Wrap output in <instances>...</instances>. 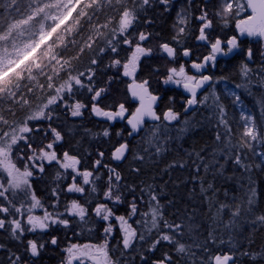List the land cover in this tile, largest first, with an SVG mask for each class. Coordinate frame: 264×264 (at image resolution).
<instances>
[{
    "label": "snow or ice",
    "instance_id": "obj_1",
    "mask_svg": "<svg viewBox=\"0 0 264 264\" xmlns=\"http://www.w3.org/2000/svg\"><path fill=\"white\" fill-rule=\"evenodd\" d=\"M109 5H119V16L117 25L110 29V38L107 44L110 46L111 52H117V45L123 43L133 49L130 57L122 64L120 59L112 61L113 66H122L123 76L132 77L133 82L129 85L132 97L139 101V106L127 118V124L131 126L133 132H138L144 126L146 118L152 121H160L161 115L156 112V103L160 99L159 96L153 95L147 85L148 81L143 80L136 82L135 73L139 67V61L142 57L151 56L153 49L145 47L144 42L149 40L152 33L149 32H135L130 33L129 29L134 25L140 23V16L146 8L152 7L153 4L163 5L165 11H170L172 0H30L26 8L21 9L18 0H9L7 5H0L5 8L16 6L18 16L0 18L2 25H0V95L8 98H15L16 90L20 87V81L27 76L28 79H33V69L39 70L43 73L45 68H49L56 75H59V70L65 71L67 79L60 83L58 87H53V76L47 75V87L52 89V93L47 97L46 102L37 106L35 111L31 112L24 121L19 124L9 125V122L0 116V122L9 126L8 131L0 128V172L6 174V179H0V230L8 231L11 238L23 242L25 233H44L59 225L68 228L70 224L77 218L84 221L89 215V201L85 200L81 203L79 199H65L61 203L62 194H80L84 196L85 188L91 189L92 193L96 192V181L100 178L98 175L101 167L108 170V183L105 192L103 193L107 203H98L92 211L100 220L107 222L103 228L106 239L103 244H71L63 249L66 252V259L63 264H74L78 261L79 264H84L85 260H91L93 264H118L110 255L108 247L109 241L107 237L111 236L114 229L118 226L122 233V247L123 249L132 248L138 241L145 240V233L138 232L137 228L129 221L132 216L137 215L138 205L137 198L133 197L129 207V215H116L109 204L123 203V193L120 191L122 185V176L115 168L108 164L102 163L104 152H98L100 159L94 161V166L91 170L81 169V158L77 155L69 154L64 151L62 154L56 151V145L63 139V135L56 128L48 125L47 130L42 129L39 124L30 126L31 121H40L52 119L53 109L50 107L56 104H63L65 107L71 109V115L78 117L83 114L82 110L87 107L78 100H74V87L87 88L92 93L91 96V112L97 117H104L109 121H117L125 119L128 109L123 103H119L114 108L101 107L102 95L107 91L106 88H94L92 86V76L94 72L91 68L88 70L87 80L85 84L81 77L85 73L79 72L72 74L71 64L68 60L58 58L55 51L64 41L66 34L72 32L75 25L80 24L81 17H88L89 19L95 15L98 8L102 7V3ZM129 2L131 6H129ZM191 4V0H189ZM79 9V11H78ZM86 9L91 10V15ZM242 12L249 14L237 20L236 28L239 36L259 37L264 39V0H221V7L215 13L225 24L228 22V17L233 14L239 15ZM73 13H76L75 17ZM192 19V14L188 9H182L177 16L178 31L173 37V41L177 45L181 43V38L188 30V25ZM200 22L198 41L206 42L209 47L207 55L203 56L199 62L191 61V68L197 74H189L185 66L182 64L178 68L171 67L169 74L164 80L165 84L172 83L182 86L184 90L190 93V97L186 100L185 111L189 108L195 109L201 104H207L209 96L204 95L203 99H198V92L214 81L212 75L203 74L207 67H214L218 56L227 57L234 51L240 48V40L238 36L234 35L226 40H221L219 37L214 40H209V31L213 27V21L209 18L208 12L205 8L200 9V15L195 17ZM110 22V21H109ZM145 23H152L151 20H145ZM100 27L107 28V23ZM96 33H100V28L95 29ZM135 39V43H133ZM115 40V43H114ZM94 41L89 37V42L86 47L91 48ZM159 50L165 54L167 58L175 60L177 55V48L171 46L169 43H161ZM83 51V49H81ZM182 55L190 57L192 55L191 49L183 48ZM252 50H247V57L252 58ZM46 61V63H44ZM96 60H92L95 64ZM241 72L248 83L254 77L264 80V65L258 69L253 70L247 63L241 67ZM241 87V85H237ZM228 94L234 98V103L241 102L240 95L235 92L228 91ZM67 96V99H66ZM213 113L218 116L217 128H223V131L216 132V141L222 144L219 149L221 155L225 156L226 160L231 159L232 162L248 173H251V165L245 163V150L253 152L254 155L259 156L260 162L256 165L257 168L264 165V152H255L254 143H264V134L261 133V128H264V121L257 125L254 117L249 113L242 115L243 130L236 143H233L234 134L232 126L229 124L226 117V109L220 102V97L213 91L211 93ZM69 100L72 102L69 103ZM27 103V101H24ZM242 103V102H241ZM163 121L171 124L179 120L180 113L174 111L171 107L167 108L162 113ZM167 124L165 127H167ZM184 126L179 129L180 133H187L190 128V122L185 120ZM157 131L159 125L155 126ZM43 132V141L33 147L34 137L33 133ZM132 133L130 132L129 135ZM103 135L107 137L109 131L106 129ZM119 136L120 133H117ZM49 136L51 137L49 139ZM23 142L24 146L29 150L23 169L17 166L13 159V151L17 152V159L25 160L23 150L18 148V145ZM148 144L154 147L155 152L159 154L164 151V146L160 143V139L153 133L152 138L149 139ZM129 153V144L125 141L114 146L111 152V159L114 161H123ZM199 155V154H195ZM137 160L143 161L144 156L137 155ZM215 159V157H214ZM218 163V161H217ZM57 166L56 179L70 180L64 188L59 184L51 189V196L53 201L50 206H45L38 198L31 187V178L36 174H43L45 172V165ZM176 164L169 165L175 167ZM183 167V163L179 165ZM223 169V165L219 166ZM208 165H205L207 171ZM199 172V166H197ZM139 171V169H134ZM79 180V183L77 182ZM211 187V185H209ZM129 191H134L129 188ZM22 193L27 199L17 203L15 200L17 193ZM149 196L150 212L143 213L148 216L147 221H136L137 224L143 223L146 226L147 233L151 234L155 230V236L151 240L147 251H155L158 245L167 243L175 246V251L180 254L188 256L190 259L195 257L193 245L199 248L202 255L199 257L198 264H238L241 255L248 256L255 259L256 254L251 251L241 252L239 249H229L226 252L213 253L210 245L216 243V239L209 234L208 239L203 242L193 241L192 244L181 242L177 237L184 236L183 222L177 223L168 220L164 217L163 205L160 204L158 195L155 191L149 188L147 190ZM259 192L255 181L249 175L248 192L246 194L245 203L247 204V211L252 214L255 209V204L258 199ZM143 200V196L140 197ZM171 203V202H169ZM51 207V211L49 210ZM227 205H221V208ZM42 209L43 214L37 215L36 210ZM241 213V208L236 207L232 212L233 220ZM115 220L117 223L113 224ZM253 223L264 224V214L254 215ZM46 243L56 246L58 238L52 236L50 240L43 241L38 239H29L23 247V251L19 254L10 251L5 244H0V251L8 253V264H27L28 260L37 258L44 250ZM224 243L223 240L220 241ZM264 255V254H262ZM27 257V259H26ZM146 259V257H142ZM152 264H175L173 257L165 252L163 256L152 261ZM193 264H197L193 260Z\"/></svg>",
    "mask_w": 264,
    "mask_h": 264
},
{
    "label": "trees",
    "instance_id": "obj_2",
    "mask_svg": "<svg viewBox=\"0 0 264 264\" xmlns=\"http://www.w3.org/2000/svg\"><path fill=\"white\" fill-rule=\"evenodd\" d=\"M9 0H0V5H7ZM30 0H18L21 9L26 8ZM129 6H131L129 2ZM119 5L102 3L95 15L91 19L81 17L80 24L72 28L70 34H66L63 43L55 49L58 58L68 60L71 64L73 75L83 72L81 79L86 83L88 70L91 68L94 72L92 76V86L94 88H106V95H102L101 107L114 108L115 105L123 103L130 111L134 106L128 96V82L124 79L121 72L122 66H113L114 59H120L122 64L130 57L132 50L127 48L122 42L117 45V52L113 53L107 40L110 38V29L117 25L119 16ZM79 11V9H78ZM91 15V10L86 9ZM16 6L5 8L0 6V18L18 16L16 15ZM148 11L145 9L140 16V23L134 25L129 30L130 33L139 31L147 32L144 21ZM76 13H73L75 17ZM149 17V16H148ZM153 18L154 26L159 29L160 40L169 39L171 20L169 17ZM110 21V22H109ZM107 23V28L100 27ZM2 25V20H0ZM100 28V33L95 29ZM156 35V33H155ZM154 35V36H155ZM89 37L94 41L92 47H86ZM133 39V43H135ZM115 43V40H114ZM83 49V51H81ZM95 59L96 63L92 64ZM46 63V61H44ZM141 72L142 80H149L154 84L157 77H161L167 71L165 65L161 63L157 56L151 60H146ZM260 66L250 67L253 70ZM56 75L49 68H45L43 73L33 69V79L27 76L20 81V87L16 90L15 98H8L0 95V116L9 122V125L19 124L25 118L35 111L36 107L46 102L52 89L47 87V75L53 76V87H58L63 83L67 76L65 71L59 70ZM216 82L208 91L209 101L191 115L181 116L179 122L167 124L162 123L157 131L156 125L148 127L142 135L130 143V155L122 164L115 163L111 159V152L114 146L119 143L128 142L129 129L122 122L109 123L108 121L97 118L91 112L92 93L86 88H74V100H78L87 105L83 115L74 118L71 115V109L63 104L55 105L52 109L51 121L36 123L41 127H48L51 124L63 135V151L69 154L77 155L81 158V169L91 170L94 161L100 159L98 152L103 151L104 157L102 163L115 168L122 176L121 189L123 193V203L109 204L116 215H129L128 205L133 197L137 198L138 213L132 216L130 223L137 228L138 232L145 233V240L138 241L132 248L123 249L122 233L118 229L111 239L110 252L118 264H152V261L160 259L165 252L173 257L175 264H193L195 260L198 264L199 257L202 255L199 248L193 245L195 257L189 258L184 254L177 253L174 245L162 243L158 245L155 251H147L151 240L155 236V230L151 234L147 233L146 226L143 223L137 224L136 221H147L148 216L143 213L150 212L149 196L147 190L155 191L158 195L160 204L163 205L164 217L177 223L183 222L184 236L177 237L181 242L192 244V242H203L208 239L209 234L216 239V243L210 245L212 252H226L235 248L243 251H251L256 254L255 259L241 255L246 264H264V224L253 223V216L264 214V165L257 168L260 162L259 156L253 152L245 150V163L251 165L252 171L248 173L243 167L235 165L231 159L221 155L219 149L222 147L220 142L216 141V132L223 131V128H217L218 116L213 113L211 93L215 91L220 97V102L226 109V117L232 126L234 134L233 143H236L240 133L243 130V120L241 113L234 103V99L228 97L223 91L221 84L225 83L235 88L243 103L253 115L257 125L264 121V80L254 77L248 83L241 72V67H224L219 69L216 74ZM241 85V87H237ZM104 93V94H105ZM167 97V96H166ZM163 100V105H167V98ZM67 99V96H66ZM27 101V103H24ZM72 101L69 100V103ZM172 106V105H170ZM175 108L176 112L180 109ZM188 120L191 128L187 133L181 134L179 129L184 126L183 122ZM33 124L32 126L36 125ZM167 124V127L165 125ZM0 128L4 131L9 130L8 125L0 122ZM109 131V135H103L104 130ZM159 137L160 143L164 146V151L157 154L154 147H150L148 141L153 133ZM117 133H120L118 136ZM264 134V128H261ZM33 147H37L44 137L42 133H33ZM23 150L25 160L17 159V152L13 151V159L17 166L23 169L29 150L23 142L18 145ZM255 152H264V143H254ZM62 151V152H63ZM195 154H199L198 156ZM137 155L144 156L143 161L137 160ZM215 157V159H214ZM218 161V163H217ZM183 163V167L179 165ZM176 164L175 167L169 165ZM205 165H208L207 171ZM223 165V169H220ZM199 166V172H197ZM139 169V171H134ZM57 166L47 168L46 173L40 178L32 180V188L38 198L45 206H50L53 197L51 189L57 184L64 188L70 180L56 179ZM99 179L96 181V192L92 193L87 187L83 197L62 194L61 203L65 199H79L81 203L89 201L88 231L90 242L101 243L103 228L105 227L95 216L92 208L98 203H107L103 193L108 183V170L101 167L98 172ZM249 175L255 181L258 199L252 214L247 211L245 203L248 192ZM211 185V187H209ZM133 188L134 191H129ZM143 196V200L140 197ZM171 202V203H169ZM221 205L227 207L221 208ZM236 207L241 208V213L233 220L232 212ZM51 209V207H49ZM2 234L0 233V237ZM224 243L221 244L220 241ZM1 244V240H0ZM58 258L55 251L52 252ZM146 257V259H142ZM60 259H57L58 262ZM0 264L2 260H0Z\"/></svg>",
    "mask_w": 264,
    "mask_h": 264
},
{
    "label": "flooded vegetation",
    "instance_id": "obj_3",
    "mask_svg": "<svg viewBox=\"0 0 264 264\" xmlns=\"http://www.w3.org/2000/svg\"><path fill=\"white\" fill-rule=\"evenodd\" d=\"M220 7H221V0H191V4H189V0H172L170 11H165L163 5L153 4L152 7L146 8V10L148 11V15L146 14V18L147 19L149 18L148 20L152 21V23L146 24V28H147V32L152 33V35L149 37L148 41L144 42V46L154 49V46H159L161 43H169L171 46L177 48V55H176L175 60L168 58L167 59L168 63L170 65L174 64L175 67L176 66L179 67L180 65L183 64L185 67L191 68V61L199 62L202 59V57L207 55L209 52L208 44L206 42H202V41L197 40V37L199 35L200 22L195 19L196 16L200 15V9L205 8L208 12L209 18L212 19V21H213L212 29L208 30L210 41L214 40L217 37H219L221 40H226V39H228L234 35L238 36V38L240 40V48L238 50L234 51L232 54H230L227 57L218 56L215 66L214 67L209 66L206 68V71L204 74L205 75H212L214 77V81H213L212 86L217 84L216 74H218V71L221 68L231 67V66L232 67H234V66L242 67V65L245 63H247L249 67L264 65V39L259 38V37H248V36H242L241 37V36H239L238 29L236 28L237 20L246 17L249 13L248 12H242L239 15L233 14L232 16L228 17V22H227V24H225L223 22V20H221L218 16L215 15L216 11L218 9H220ZM182 9H188L190 11V13L192 14V19L189 22L187 32L181 38V43L179 45H177L176 42L173 41V37L176 35V33L178 31V28L176 26L177 25V16H178V13ZM163 15H165V17H169V19H172L170 21L171 22V25H170L171 26L170 27L171 35L168 36L169 39H167V40H160V38H159L160 36L158 34L159 29H157L154 26V20H153V18H158V19L164 18ZM131 29L132 28H130L129 30H131ZM155 33H156V35H155ZM125 46L133 51V49L131 47H129L128 45L125 44ZM183 48L191 49L192 55L190 57H184L182 55V49ZM249 48L252 50V53H253L251 60H249L247 57V50ZM164 56L166 57L165 54H164ZM164 56L161 55L160 58L162 60H164ZM154 57L157 58L156 55L145 56V57L141 58V60L139 61L138 70L135 73L136 82L143 81L141 78V72H142V69L144 68L143 65H144L146 60H151ZM167 75L168 74L165 73L161 77H157V79L155 80L156 82L154 84H152L151 81L147 80L149 82V87L152 91V94L157 95L159 97H163V100L167 96L166 98L168 101L167 105H163L164 104L163 100L160 102V106L157 110V113L159 115H161V122L158 124H155V125L167 123V122L163 121L162 113L164 111H166L167 108H169V107H171L174 111H176V110L173 107L179 108L180 109V112H179L180 117L181 116L183 117L186 115L193 114L202 105L201 104V105L197 106V108L192 113H188V111H185L186 100L190 96L185 94V91H184L182 86H178V85L172 84V83L165 84L164 80L167 77ZM123 77L128 82V84H127L128 88L127 89H128V96H129V85L132 82L129 81L128 79H126L125 76H123ZM85 84H88V83L86 82ZM212 86H210L204 93L199 95L198 99L202 100L203 96L208 94V91L211 89ZM80 89H84V88H80ZM103 95H106V93ZM129 99L131 101V104L134 106V110L130 111L128 109V112L126 113L128 115V117L138 107L137 105H135L132 102L130 96H129ZM170 105H172V106H170ZM85 110H88V108L85 107L83 112ZM74 118H79V117H74ZM126 121H127V119L125 121L120 120L119 122H122V123L125 122L124 124L127 126ZM45 122H47V121H45ZM40 123H42V122H40ZM172 123H174V122H172ZM155 125L146 124L145 130L148 127H152ZM41 128L47 130L48 127H41ZM127 128H128V126H127ZM129 132H131L130 129H129ZM40 133H42V136H43V132H40ZM142 133L140 134V136L142 135ZM129 137H130V135H129ZM44 143H47L46 139H44ZM63 145H64V139H62L60 142H58V145L56 147V151L60 154H62L64 152L63 151ZM81 165H82V162L80 164V168H81ZM52 166H56V165L55 164H53V165H47L46 164L45 165V172L43 174L38 173L34 179H37V178H40L41 176H43L46 173L47 168H51ZM77 182H79V180ZM86 189H87V187L85 188V193H86ZM66 195H68L69 197H71V196L81 197L80 194H77V195L66 194ZM1 199L2 198H0V200ZM49 210L51 211L52 209H49ZM35 214L42 215L43 210L37 209ZM94 216L96 217L95 213H94ZM88 218H89V215L85 218L84 221H80L77 218L76 220H74L70 224V226L68 228H64L62 226L57 225V226L53 227L52 229H50L49 231L44 232V233L37 232V233L33 234V233H27L26 232L24 237L22 238L24 243L12 239L11 235L8 231L0 230V233L2 234V236L0 237L1 244H5L10 251L17 252L19 254L20 252L23 251L24 244L26 243L27 240H29V239L41 240L42 239L43 241H48V240H50V238L52 236H55L58 238L57 245L53 246L50 243H46L45 248L41 252L40 256L37 258L31 259V260H28L27 264H63V262L66 259V255H67L66 252L63 251V249L67 248L71 244H81V245H83V244H103L104 240L106 239V236H104V232H103V235H102L103 241H101V243H95V242L88 241V239H89ZM96 218L105 226V224L98 217H96ZM111 239L109 240V244H108L109 249H110ZM53 251H55L56 254H58L57 255L58 258L55 255H53V253H52ZM110 255H111V252H110ZM7 256H8L7 252L0 251V260H2L3 264H8ZM26 259H27V257H26ZM57 259H60V260L57 262L56 261ZM74 264H79V262L76 261V262H74ZM84 264H93V262L91 260H85ZM238 264H246L244 261V258L243 259L239 258Z\"/></svg>",
    "mask_w": 264,
    "mask_h": 264
},
{
    "label": "rangeland",
    "instance_id": "obj_4",
    "mask_svg": "<svg viewBox=\"0 0 264 264\" xmlns=\"http://www.w3.org/2000/svg\"><path fill=\"white\" fill-rule=\"evenodd\" d=\"M18 13H16V15H17ZM155 49V50H154ZM154 49H153V53H152V55L151 56H154V55H156V56H161V55H163L164 56V54H162L161 52H160V50H159V46H154ZM168 58L167 57H165L164 56V60H162L161 58H160V60H161V62L162 63H164V65H165V68L167 69V71H166V73L167 74H169V69L171 68V67H175V65L173 64V65H170L169 63H168V60H167ZM177 68H178V66H176ZM186 68V70L188 71V73L189 74H194L193 73V71L191 70V68H189V67H185ZM121 72L123 73V68L121 67ZM219 84V82H217V84L216 85H218ZM221 87H222V91L228 96V97H230V98H232V99H234L232 96H230L229 94H228V92L226 91V89L228 90V91H231V92H235V93H237V95H239V93H238V91L235 89V88H233V87H231L230 85H228V84H225V83H223V84H221ZM75 88V87H74ZM74 90V89H73ZM242 102V103H241ZM241 102H237L236 104H237V107H238V109H239V112L241 113V115H247V114H249L250 113V111L248 110V108L246 107V105L243 103V101L241 100ZM56 105H58V104H56ZM203 105V104H202ZM55 105H52V106H50L51 108H53ZM126 107V106H125ZM84 110V109H83ZM83 110H82V112H83ZM251 114V113H250ZM252 115V114H251ZM253 116V115H252ZM78 117H80V116H78ZM97 118H99V119H101V120H106V121H109V120H107L106 118H104V117H97ZM179 120H180V118H179ZM179 120H177V121H174V123H177V122H179ZM45 121H48V120H40V121H31V122H29L30 123V126H32L33 124H36V123H40V122H45ZM120 120L118 119L117 121H109L110 123H116V122H119ZM51 137L49 136V139H50ZM47 142H48V140H47ZM22 143V142H21ZM259 143V142H258ZM57 145H58V143H57ZM57 145H56V147H57ZM37 175V174H36ZM36 175L33 177V178H31V187H32V180L36 177ZM0 179H6V174H4V173H2V172H0ZM79 183V182H78ZM33 189V188H32ZM72 195H77V194H72ZM27 198L22 194V193H17L16 194V197H15V200H16V202L17 203H19V202H22V201H25ZM2 200V199H1ZM102 221V220H101ZM104 224H105V226H106V224H107V222H104V221H102ZM130 222V221H129ZM112 223L113 224H116L117 222L115 221V220H113L112 221ZM119 228H118V226L114 229V231H113V233L111 234V236H109V237H107V239H108V241L114 236V234H115V232L118 230ZM104 236H105V233H104Z\"/></svg>",
    "mask_w": 264,
    "mask_h": 264
},
{
    "label": "water",
    "instance_id": "obj_5",
    "mask_svg": "<svg viewBox=\"0 0 264 264\" xmlns=\"http://www.w3.org/2000/svg\"><path fill=\"white\" fill-rule=\"evenodd\" d=\"M191 70L195 73V70H194V69L191 68ZM205 71H206V70H205ZM205 71H204V73H205ZM204 73H203V74H204ZM195 74H197V73H195ZM126 79H128V80L131 81V82H133V78H132V77H126ZM212 84H213V81L210 82L208 85H205V87H204L203 89H201V90L198 92V96L201 95L202 93H204V92H205V91H206V90H207ZM147 87H148L149 91L152 93V91H151V89H150V87H149V82H148ZM184 91H185V94H186V95L190 96V93H188L186 90H184ZM129 96H130L132 102H133L135 105L139 106V101H138L136 98L132 97L130 88H129ZM162 100H163V97H160V99L157 101V103H156V112H157V110H158V108H159V106H160V102H161ZM196 108H197V107H196ZM196 108H195V109H196ZM195 109H193V108H189V109H188V113H192ZM157 114H158V113H157ZM127 118H128V115L126 114L125 119H123L122 121H125ZM160 122H161V120H160V121H152V120L146 118L145 124H144V126H142L141 130L138 131V132H133L132 129H131V126L128 125V124H127V121H126V124H127L128 128L130 129V131H131V133H132V134L130 135V137H129V141L127 142V143L129 144V153H128V155L126 156L125 160H123V161H115V163L122 165V164L127 160V158H128L129 155H130V143H132L135 139H137V138L140 136V134L145 130V125H146V124L155 125V124H158V123H160Z\"/></svg>",
    "mask_w": 264,
    "mask_h": 264
},
{
    "label": "bare ground",
    "instance_id": "obj_6",
    "mask_svg": "<svg viewBox=\"0 0 264 264\" xmlns=\"http://www.w3.org/2000/svg\"><path fill=\"white\" fill-rule=\"evenodd\" d=\"M164 65V64H163ZM212 86V85H211ZM125 123V122H124Z\"/></svg>",
    "mask_w": 264,
    "mask_h": 264
}]
</instances>
